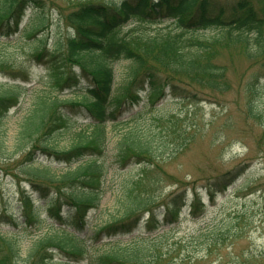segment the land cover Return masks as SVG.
I'll return each instance as SVG.
<instances>
[{
    "label": "trees",
    "instance_id": "trees-1",
    "mask_svg": "<svg viewBox=\"0 0 264 264\" xmlns=\"http://www.w3.org/2000/svg\"><path fill=\"white\" fill-rule=\"evenodd\" d=\"M45 5V0H0V38H8L20 30L28 7L34 10L33 23L28 29L23 28V33L30 32L29 29L34 33L45 23L42 19ZM66 6L61 12L69 28L65 39L55 40L52 50L40 42L28 50L37 61L50 63L51 88L60 91L71 79L77 82L80 74L87 79V86L81 99H60L51 92L36 95L20 124L18 137L27 149L21 160L26 169L37 155L68 164L85 159L59 176L47 175L46 169L29 170L26 176L41 197H46L50 187L57 189L46 202L48 216L61 225L73 226L75 232L85 228L87 210L97 205L100 198L97 190L102 185L101 171L95 161H89V156L104 152L106 123L117 121L124 105L137 101L138 88L143 83L147 84L151 100L164 95L166 89L186 99L200 100L206 97L205 92L221 96L231 90L228 72L237 54L264 67V0L260 4L254 0H76ZM130 23L149 29L123 31ZM20 46L16 44L14 50H20ZM7 50L0 49V73L13 78L24 76L25 65L20 64L14 51ZM122 58L130 61V67L126 80L114 87L113 62ZM76 66L82 70L79 74H74ZM13 87L18 88L10 84L0 89V117L17 103ZM81 111L93 120L92 129L79 133L82 139L71 147H57L51 142L52 137L72 122L70 112ZM153 123L156 132L134 127L118 142L117 162L126 165L135 159L141 171L133 184L123 186V192L132 195L127 197L130 206L122 216L100 226L95 238L101 232L111 235L134 229L146 210L145 223L151 229L158 218L154 205L160 206L163 221L178 219L182 202L189 199L187 187L193 193L191 211L200 209L196 178L191 177L189 182L175 180L164 196L152 192L148 195L150 188L159 185L166 176L174 177L164 169V160H172L185 151L198 129L194 122H185L175 114L153 117ZM167 149L169 154L164 155ZM237 171L238 168L216 174L201 186L212 190L213 185L232 181ZM140 189L144 190L135 193ZM34 200L28 193L21 195L26 223L36 220L38 210L33 206ZM63 201L69 206L65 213ZM74 232L39 237L24 255L18 240L0 234V264H48L55 248L72 256L82 255L85 245ZM125 249L131 250L126 256L117 250L99 254L98 263L155 264L160 258L155 255L154 260L147 262L140 256L139 248Z\"/></svg>",
    "mask_w": 264,
    "mask_h": 264
},
{
    "label": "rangeland",
    "instance_id": "rangeland-1",
    "mask_svg": "<svg viewBox=\"0 0 264 264\" xmlns=\"http://www.w3.org/2000/svg\"><path fill=\"white\" fill-rule=\"evenodd\" d=\"M71 1L76 0H45L43 30L34 36L20 37L17 33L0 38V49L14 51L17 60L27 69L24 78L0 73V89L8 88L10 84L19 85L17 104L0 118V234L18 240L23 255L37 238L54 232L68 234L74 229L73 226L61 228L58 221L48 216L46 199L51 195L46 199L39 198L40 192L28 183L26 176L29 170L41 169H46V174L52 177L59 176L69 168H75L79 162L68 165L36 156V161L26 169L19 161L26 148L18 137L20 124L30 112L36 95L53 89L48 73L49 62L33 61L28 48L41 33L49 47L55 40L65 39L69 28L61 12ZM254 1L260 4V0ZM30 14L28 10L21 24L25 28ZM131 28L149 29L131 23L124 26L123 31ZM18 43L21 49L14 50ZM129 67L126 59L113 63L115 87L126 80ZM81 71L75 67L77 74ZM228 73L232 85L234 83L230 91L221 96L205 92L206 97L195 100L197 102L168 90L151 100L144 86L139 99L120 110L118 122L106 123V147L94 160L101 171L100 201L88 209L85 228L75 231L85 245V251L82 255L71 256L55 248L51 251L49 264H99V254L117 250L126 256L131 250L125 248L131 247L139 248L140 256L147 262L159 256L155 264H264V67L237 54ZM86 84L80 74L76 84L60 92L53 89L52 93L59 98H80ZM70 113L74 124L57 132L51 139L59 148H68L79 142L82 139L79 130L80 133L91 130V119L85 116V112ZM171 114L183 117L185 122H194L198 127L197 136L185 151L172 160H164V169L174 177L166 176L159 185L150 188L148 195L152 192L164 196L175 185V180L189 182L191 177L196 178L200 209L192 212V205L185 202L179 218L166 222L159 213L160 206L154 205L158 218L151 229L145 223L146 210L134 229L111 235L101 232L95 238L93 234L100 226L119 218L130 206L127 197L131 194L124 193L123 186L133 184L141 171L135 159L126 165L116 161L118 142L134 127H140L143 132H156L152 128L153 117ZM158 132L162 133L161 129ZM169 151H163L164 155ZM236 168L238 171L232 181L213 185L212 190L201 186L210 177ZM14 173L18 176L13 177ZM187 188L191 198L192 190ZM143 190H135V193ZM26 191L33 198H39L33 203L38 210L36 220L30 223L24 221L20 200ZM50 192L55 195L54 189ZM68 208L64 203L62 211L67 212Z\"/></svg>",
    "mask_w": 264,
    "mask_h": 264
}]
</instances>
